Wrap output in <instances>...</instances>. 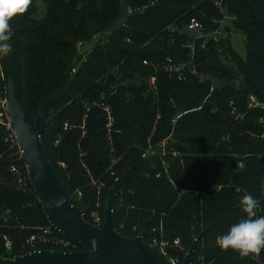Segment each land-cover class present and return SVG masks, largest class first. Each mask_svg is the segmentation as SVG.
<instances>
[{
    "label": "trees",
    "instance_id": "1",
    "mask_svg": "<svg viewBox=\"0 0 264 264\" xmlns=\"http://www.w3.org/2000/svg\"><path fill=\"white\" fill-rule=\"evenodd\" d=\"M36 1L10 19L9 54L30 117L53 93L62 95L42 140L71 203L87 210L84 220L102 225L105 196L124 171L115 229L129 238L143 233L163 264L153 239L166 241L181 264L197 237L191 264H264V250L240 257L217 243L245 215L241 196H255L256 215H264V109L247 107L251 95L264 102V0H124L125 13L122 0H44L45 15L35 19ZM221 10L229 17L223 35L203 49L195 41L191 59L188 22L214 31ZM231 32L245 36L244 57L233 50ZM93 38L82 56L79 47ZM180 64L197 74L185 68L179 79L165 69ZM2 69L0 101L7 102ZM0 112L7 122L5 106ZM8 134L0 124V241H12L0 253L11 258L32 227L48 222L29 179L22 189L9 171L15 164L25 175ZM76 250L86 248L76 242Z\"/></svg>",
    "mask_w": 264,
    "mask_h": 264
},
{
    "label": "water",
    "instance_id": "2",
    "mask_svg": "<svg viewBox=\"0 0 264 264\" xmlns=\"http://www.w3.org/2000/svg\"><path fill=\"white\" fill-rule=\"evenodd\" d=\"M3 61L7 70L5 110L21 151L16 162L26 167L32 195L41 204L48 224L86 250L33 251L12 258L0 257V264H163L144 244L143 233L129 238L115 229L113 207L121 191L124 171L112 181L105 196L102 225L96 226L84 220L83 215L87 210H81L71 203L51 165L42 140L45 127L62 95L59 92L53 93L43 101L36 117H30L20 101L18 67L9 52L5 53ZM198 242L199 237L192 239L181 264L192 263Z\"/></svg>",
    "mask_w": 264,
    "mask_h": 264
},
{
    "label": "built area",
    "instance_id": "3",
    "mask_svg": "<svg viewBox=\"0 0 264 264\" xmlns=\"http://www.w3.org/2000/svg\"><path fill=\"white\" fill-rule=\"evenodd\" d=\"M215 4L220 7V2H215ZM223 12V18L219 22V27L214 31L205 32L202 24L197 21L196 19L192 18L188 22L186 29L187 31L194 34L193 39L188 44V47L191 49V59L194 56L195 53V41H199L200 48H205L208 41H214L218 42L219 38L223 35V27L225 21L229 18L227 15H225L224 10H221ZM81 45V43L79 44ZM144 63H146L144 61ZM187 69V71L191 74L196 75L197 72L194 67L186 66V64H180L177 66H168L166 67V71L173 70L179 79H181L184 76L183 70ZM0 75L3 76L2 72V66L0 63ZM154 78L151 79V83H153ZM93 105H98L97 103H93ZM103 105V104H101ZM6 106V100L0 101V108ZM231 106V104H230ZM248 108H259L264 109V102L259 101L256 97L253 95L248 97ZM104 111L107 113L108 116V126L111 123V116H110V110L108 106L103 107ZM6 111V110H5ZM231 114L234 116L235 120H239L241 117L236 113V109L233 107L231 109ZM7 116V114H6ZM0 124H2L6 131L9 132L8 137L6 138L7 141L14 142L17 147L18 143L16 140L15 133L13 131V128L11 126V123L7 117V122H4L2 119V112H0ZM68 128V124H64V130ZM19 149V148H18ZM20 150H19V156H20ZM19 164V163H17ZM25 169V175L24 172L20 170V168L17 165H11L9 168L10 173H12L16 177V183L18 187L22 189H26V181L25 178H28L26 167L23 164H20ZM239 166H241V163H239ZM78 196H81V193H78ZM9 213V210L6 211V214ZM92 216L94 217L95 222H99V217L94 216L92 213ZM5 220L7 217H4ZM174 244H178V241H174ZM153 247H155L164 257L167 258L168 264H177V260L171 256H169L167 252L168 243L166 241L160 240L157 241L153 239L152 241ZM48 247V248H44ZM3 249V251L9 253L12 249V241L6 237L2 236V239L0 241V250ZM41 250H53V251H77L76 250V242L72 240L71 238L63 235L60 231L52 227L51 225L47 226H38V227H32L30 234L25 238V240L21 243L20 248V254L17 255H23L28 254L33 251H41ZM16 256V255H14ZM13 256V257H14ZM0 257L7 258L3 256L0 253ZM12 258V257H11Z\"/></svg>",
    "mask_w": 264,
    "mask_h": 264
},
{
    "label": "clouds",
    "instance_id": "4",
    "mask_svg": "<svg viewBox=\"0 0 264 264\" xmlns=\"http://www.w3.org/2000/svg\"><path fill=\"white\" fill-rule=\"evenodd\" d=\"M30 0H0V52L11 51V30L9 21L26 11ZM239 206L245 214L228 230L217 237L223 250L231 249L240 257L259 256L264 250V215H256L259 201L251 193L239 198Z\"/></svg>",
    "mask_w": 264,
    "mask_h": 264
},
{
    "label": "rangeland",
    "instance_id": "5",
    "mask_svg": "<svg viewBox=\"0 0 264 264\" xmlns=\"http://www.w3.org/2000/svg\"><path fill=\"white\" fill-rule=\"evenodd\" d=\"M45 11H46V6H45L44 0H37L36 10L34 12L33 17L35 19H41L45 15ZM122 12L125 13V1L124 0H122ZM230 39H231L233 50H235V52L239 54L241 57H244L245 56V47H244L245 36L239 32H233V33L231 32ZM96 42H97V38H93L90 42H87L84 45L80 46L79 47L80 54L84 56V54L89 52L95 46ZM4 59H5V53L0 52V63H1L2 68H4V61H3ZM97 209H98V204H97ZM93 215L99 217V215L97 214V211H94ZM176 260L178 259L176 258Z\"/></svg>",
    "mask_w": 264,
    "mask_h": 264
}]
</instances>
